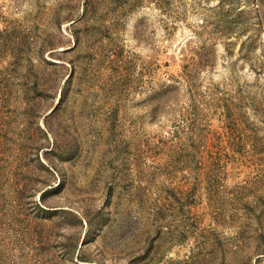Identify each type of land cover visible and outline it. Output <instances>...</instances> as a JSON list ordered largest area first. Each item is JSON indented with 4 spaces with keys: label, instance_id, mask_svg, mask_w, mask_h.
Returning a JSON list of instances; mask_svg holds the SVG:
<instances>
[{
    "label": "rangeland",
    "instance_id": "obj_1",
    "mask_svg": "<svg viewBox=\"0 0 264 264\" xmlns=\"http://www.w3.org/2000/svg\"><path fill=\"white\" fill-rule=\"evenodd\" d=\"M0 0V264H264V0Z\"/></svg>",
    "mask_w": 264,
    "mask_h": 264
},
{
    "label": "trees",
    "instance_id": "obj_2",
    "mask_svg": "<svg viewBox=\"0 0 264 264\" xmlns=\"http://www.w3.org/2000/svg\"><path fill=\"white\" fill-rule=\"evenodd\" d=\"M95 0H86L85 2V6H86V11L89 10V8L92 7V2H94Z\"/></svg>",
    "mask_w": 264,
    "mask_h": 264
}]
</instances>
